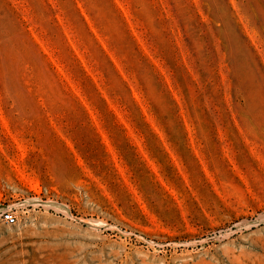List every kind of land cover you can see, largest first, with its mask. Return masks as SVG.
<instances>
[{
  "label": "rangeland",
  "instance_id": "rangeland-1",
  "mask_svg": "<svg viewBox=\"0 0 264 264\" xmlns=\"http://www.w3.org/2000/svg\"><path fill=\"white\" fill-rule=\"evenodd\" d=\"M0 264H264V0H0Z\"/></svg>",
  "mask_w": 264,
  "mask_h": 264
},
{
  "label": "built area",
  "instance_id": "built-area-1",
  "mask_svg": "<svg viewBox=\"0 0 264 264\" xmlns=\"http://www.w3.org/2000/svg\"><path fill=\"white\" fill-rule=\"evenodd\" d=\"M0 219L6 225H14L16 223V217L11 212H2Z\"/></svg>",
  "mask_w": 264,
  "mask_h": 264
}]
</instances>
